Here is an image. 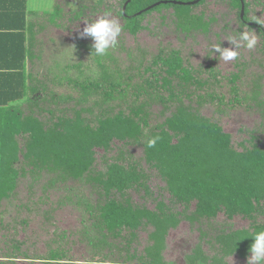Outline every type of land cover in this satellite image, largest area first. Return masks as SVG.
<instances>
[{
  "label": "trees",
  "instance_id": "16d2710c",
  "mask_svg": "<svg viewBox=\"0 0 264 264\" xmlns=\"http://www.w3.org/2000/svg\"><path fill=\"white\" fill-rule=\"evenodd\" d=\"M30 1L0 0V205L15 196L27 176L34 184L38 182L36 174L39 177L46 167H52L59 170L58 175L44 193L56 190L66 197L53 207L62 206V200L73 206L81 227L79 240L87 247L96 246L105 254L112 252L111 248L126 253L125 262L119 263L118 258L111 264H170L166 259L167 237L183 221L199 228L206 225L209 232L198 229L196 243L183 255L181 264H231V260L247 264L254 234L264 231V224L256 222L264 214V139L248 134L234 145L218 120L198 111L203 104L213 102L223 113L235 105L250 107L247 96L238 95V75L228 78L233 96L225 98L201 90L206 82H199L194 70L183 66L178 52L161 53L143 66L136 85L128 84L129 76L117 71L103 74L97 81H68L73 90L81 91L79 100L87 106L82 113L88 108L89 113L93 108L96 112L92 118L76 110L72 118L64 116L66 110L60 115L59 105H73L76 97L56 99L45 84L29 85L28 64L35 55L34 37H40L42 30L64 27V3L62 8L54 6L49 16L44 10H31ZM151 1L132 0L123 14L126 0H119L118 15L126 21L125 30L131 36L142 30L140 20L147 13L172 5L162 4L135 16L158 0ZM226 1L244 28L257 31L264 57V27L248 17V2L242 0L241 21L240 0ZM204 2L186 6L187 10L173 9L181 29L206 28L201 18L189 14ZM71 13L68 21L81 18L78 10ZM37 16L46 18L45 22ZM245 22L254 25L249 27ZM107 57L98 55L96 60ZM207 70L212 71L209 65ZM92 95L97 97L88 100ZM186 101L190 106L184 104ZM153 102L161 111L172 110L163 121L151 124ZM156 135L160 137L156 146L148 148L147 141ZM115 144L121 147L117 154L97 170L95 150L108 152ZM133 146L142 149L140 160L129 152ZM69 181L77 184L67 186ZM151 182L160 188L157 196ZM131 193L152 202V207L134 203ZM221 214L226 221L239 217L251 223L245 229H232L216 220ZM142 229H148L147 242L138 251L135 244ZM9 233L5 240V236L0 237V264H74L67 260L69 250L62 247L67 234L58 235L61 245L43 255L22 249L24 241L14 238L15 228ZM102 253L100 260L98 254L97 261L90 256L84 264H105Z\"/></svg>",
  "mask_w": 264,
  "mask_h": 264
},
{
  "label": "rangeland",
  "instance_id": "374dc122",
  "mask_svg": "<svg viewBox=\"0 0 264 264\" xmlns=\"http://www.w3.org/2000/svg\"><path fill=\"white\" fill-rule=\"evenodd\" d=\"M158 1L191 2L192 0ZM246 1L249 5L248 17L260 22L264 27V0ZM63 3L65 16L62 26L64 25V27L61 30L48 28L44 33L42 30L40 37H34L33 51L35 55L32 62L28 64V72L32 78L29 85H35L38 82L45 84L55 94L56 99L63 95L76 97L73 105L72 103L59 105L60 115H63L61 110H66L64 116L72 118L73 110H76L81 112L82 115L92 118V112H96L93 108V111L89 113L90 109L88 108L87 111L84 110L85 114L82 113L87 106L83 107L85 103L83 104L79 100L81 91L73 90L72 83L69 84L68 81L78 83L97 81L103 74L117 71L123 77L129 76L128 84L136 85L140 83V77H142L140 73L142 74L143 66H146L153 57L161 53L176 51L183 62V66L194 70V75L199 82H206L201 90L205 92L213 91L218 96L223 94L225 98H232V85L228 82V78L232 74H237L238 80L235 87L238 95L244 98L247 96L250 100V107L235 105L225 110L224 113L217 109L216 102L203 104L198 108L200 114L212 120H218L224 131L232 136L234 145L248 138V134L264 139V57L261 51L262 39L257 31L244 28L240 24L235 9L232 8L229 1L205 0L202 5L193 8L189 14L195 18H201L202 22L207 24L204 29L192 28L189 31L181 29L180 21L173 12V9L187 10L186 6H181L183 7L181 8L175 5H165L156 8L140 20L142 30L135 37L125 30L126 21L118 15L120 10L119 0H32L30 7L36 11L44 10V13L48 12L50 16L54 11V6L62 8ZM77 10L81 18L68 21L71 18V12ZM105 13H110L108 19L116 20L119 23L121 32L116 44L109 48L105 54L109 57L96 60L98 55L93 53L94 49L91 48L92 39L83 37L81 33L86 23H93L103 18ZM38 18L45 22L44 19L46 18ZM241 32H248L250 35L256 36L257 42L253 49H247L243 42L238 39L237 43L241 45L238 48H235L229 42L230 38L238 37ZM215 46L232 47L237 51L238 56L235 60L225 62L220 59L219 53L214 52ZM208 65L212 71L207 70ZM212 74H215L217 83L214 81ZM42 95L40 94L38 97L41 98ZM94 97L97 96L92 95L88 100H92ZM153 104L154 102L151 103V124L163 121L172 110L167 108L165 111H161L159 104ZM184 104L190 106L187 101ZM119 147L118 144H115L108 152L100 149L95 150L97 170L103 168V161L117 154ZM128 150H130L129 152L134 159H141L142 149L139 146H133ZM44 170L41 175L39 174V177L37 174L35 175L38 182L34 184L28 180L30 176H27L24 181H21L15 196L10 201L2 202L0 205V224L2 225H0V237L5 236L4 240L9 238L10 229L15 228L14 238L24 241L22 249L44 255L48 249L57 248L61 245L58 235L64 233L69 235L64 240L65 243H62V247L69 250L67 260L71 259V263L74 264H84V261L91 260L90 256H93L92 259L97 261L95 255L98 254L100 260L102 252H99L98 247H87L83 239L79 240L80 234L78 231L81 230V227L78 224L73 206L64 204L62 200V206L53 207L57 200L66 197L61 196V193L59 194L56 190H49L45 193L43 191V189L49 188L50 180L57 177L58 174L56 173L59 170L52 167H46ZM72 182L69 181L67 186L77 184ZM160 185L162 186V184ZM150 186L152 192H155V196L161 192L154 182H151ZM30 187L32 194L28 191ZM131 196L134 203H143L147 204L148 207H152V202L141 200L137 193H131ZM31 200L32 202L28 203ZM24 206L27 207L26 210ZM192 210L193 208H190V211ZM216 220L222 224L231 225L232 229H245L251 223L239 217L226 221L222 214ZM21 221H24L25 225ZM256 222L261 225L264 224V214L259 216ZM203 226L199 228L198 224L190 225L183 221L177 228L169 231L166 259L170 264L182 263L183 255L188 254L196 243V238L199 235L198 229L204 233L209 232V227ZM147 232L148 229H142L138 233L139 237L135 244L138 251L146 245ZM76 238L77 241L73 242ZM110 250L112 252L102 253L105 264H111L110 262H114L118 258H120L119 263L125 262L123 260L126 255L124 251L115 248ZM15 264L30 263L18 261ZM231 264H245V262L231 260Z\"/></svg>",
  "mask_w": 264,
  "mask_h": 264
},
{
  "label": "clouds",
  "instance_id": "9594fccd",
  "mask_svg": "<svg viewBox=\"0 0 264 264\" xmlns=\"http://www.w3.org/2000/svg\"><path fill=\"white\" fill-rule=\"evenodd\" d=\"M110 13H105L103 18L96 20L93 23H86L81 35L83 37H90L93 41L92 48L93 53L96 55H105L107 50L116 44L117 38L121 32V27L116 20L108 19ZM237 39L243 42L244 46L251 50L254 48L257 42L255 35H250L248 32L239 33L238 37H232L229 42L234 45L235 48L240 47V43H237ZM214 52L219 53L220 59L227 61L235 60L238 56L237 51L234 48H222L221 46H215ZM158 135L153 136L147 141L148 148H154L159 141ZM253 243L249 248V257L247 264H264V231H259L254 234Z\"/></svg>",
  "mask_w": 264,
  "mask_h": 264
},
{
  "label": "water",
  "instance_id": "95a60500",
  "mask_svg": "<svg viewBox=\"0 0 264 264\" xmlns=\"http://www.w3.org/2000/svg\"><path fill=\"white\" fill-rule=\"evenodd\" d=\"M132 0H126V2L124 3L123 7H122V13L124 14L125 13V10H126V7L127 5L131 2ZM200 1L202 0H194V1H191V2H177V1H161V2H156L150 6H148L147 8H145L144 10L136 13L135 16H139L141 15L143 12H147L155 7H158L159 5H165V4H172V5H178V6H193V5H196L198 4ZM240 3H241V9H240V19L241 21H243L244 19V3L242 0H240ZM246 23V22H245ZM247 26H253L254 24L252 23H246Z\"/></svg>",
  "mask_w": 264,
  "mask_h": 264
},
{
  "label": "crops",
  "instance_id": "0c3cea01",
  "mask_svg": "<svg viewBox=\"0 0 264 264\" xmlns=\"http://www.w3.org/2000/svg\"><path fill=\"white\" fill-rule=\"evenodd\" d=\"M32 1V0H31ZM31 1H30V3H29V6H30V4H31ZM31 8V7H30ZM32 10V9H31Z\"/></svg>",
  "mask_w": 264,
  "mask_h": 264
}]
</instances>
